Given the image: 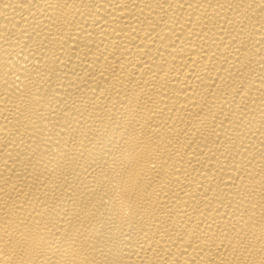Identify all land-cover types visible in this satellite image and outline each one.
<instances>
[{"label": "bare ground", "instance_id": "obj_1", "mask_svg": "<svg viewBox=\"0 0 264 264\" xmlns=\"http://www.w3.org/2000/svg\"><path fill=\"white\" fill-rule=\"evenodd\" d=\"M0 264H264V0H0Z\"/></svg>", "mask_w": 264, "mask_h": 264}]
</instances>
